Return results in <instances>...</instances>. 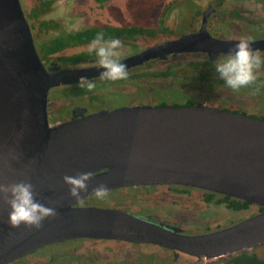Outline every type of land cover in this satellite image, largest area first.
I'll list each match as a JSON object with an SVG mask.
<instances>
[{
    "label": "water",
    "instance_id": "water-1",
    "mask_svg": "<svg viewBox=\"0 0 264 264\" xmlns=\"http://www.w3.org/2000/svg\"><path fill=\"white\" fill-rule=\"evenodd\" d=\"M201 29L143 51L134 63L182 51L227 53ZM263 49L264 40L251 42ZM133 62H126L129 66ZM99 66L51 70L40 58L20 0H0V182L29 180L36 199L57 216L39 230L12 228L0 200V264L72 238H116L154 243L200 259L236 254L264 244V211L225 229L181 235L133 216L78 207L65 175L92 172L88 191L149 184L198 187L264 207V120L211 105H124L51 125L52 88L100 76ZM107 168V171L95 174Z\"/></svg>",
    "mask_w": 264,
    "mask_h": 264
},
{
    "label": "flooded vegetation",
    "instance_id": "flooded-vegetation-1",
    "mask_svg": "<svg viewBox=\"0 0 264 264\" xmlns=\"http://www.w3.org/2000/svg\"><path fill=\"white\" fill-rule=\"evenodd\" d=\"M187 1L194 5V9L188 12V19L185 17ZM159 2L157 12L146 20L140 10L141 3H145V0H20L36 50L51 70L99 66L95 52L89 51L91 41L98 33H103L105 39L118 38L123 42L118 57L123 64L133 62L151 47L184 35L196 34L201 29L210 37L221 41H238L241 37H250L251 42L264 40V0ZM125 27H136L140 31L122 36L117 32L107 35L103 31L106 28ZM85 32V35H81ZM257 50L264 60V48ZM223 54H210L201 50L171 52L126 66L129 74L126 80L110 81L101 79L100 76L89 78L96 85L91 92L79 88L78 82L52 88L47 102L49 123L55 125L76 120L104 109L115 110L124 105H183L187 98L191 99L192 105L217 106L264 120V63L256 71L255 82L239 90L229 88L219 78L215 67L204 79H199L198 74L190 73L187 68L190 62L202 64L211 61L215 66V61L218 58L223 59ZM80 55H84V58L77 62L69 63L66 60ZM172 67H184V70L178 76L170 73L156 75L157 72H166L167 69L172 71ZM157 80L164 82L165 86H155ZM213 80L218 86L226 88L227 93H214L208 84ZM122 84L132 89L121 92L120 87L111 88ZM143 86L152 88V93H142ZM171 86L184 97L177 98L179 103H172L170 99L164 98V91L170 92ZM120 95L125 98L122 102ZM131 95L133 97L130 98ZM139 95L143 98L135 101L134 96ZM151 95H155L156 99L150 98ZM163 98L165 102L162 101ZM205 98H223L229 103V108L208 102ZM105 171L107 168L96 171L95 174ZM108 195L113 198L105 202V199L100 200L88 194L75 206L119 211L168 229H178V234L190 236L219 231L263 212L259 210L261 206L253 203L241 210H232L228 195L182 184L114 187L108 188ZM228 215L234 220H225L224 217ZM217 216L222 219L215 220ZM261 245L264 244L255 247ZM248 250H254V247ZM29 258L30 261H27ZM180 258L186 262L200 260L154 243L82 237L38 248L10 264H177ZM219 259L207 260H214L209 264H215Z\"/></svg>",
    "mask_w": 264,
    "mask_h": 264
},
{
    "label": "clouds",
    "instance_id": "clouds-1",
    "mask_svg": "<svg viewBox=\"0 0 264 264\" xmlns=\"http://www.w3.org/2000/svg\"><path fill=\"white\" fill-rule=\"evenodd\" d=\"M123 42L118 38L105 39L103 33H98L91 41L89 51H94L98 57V65L103 69L101 79L110 81L126 80L128 71L125 64L118 59ZM262 60L259 51L251 46V38L241 37L234 46L223 54V59L215 61V71L225 84L232 90L247 87L257 79L256 71L261 67ZM79 88L91 92L95 83L88 78L80 77ZM92 172L77 173L75 176L65 175L63 182L68 187L69 196L80 201L82 193H86L89 181L93 179ZM92 195L103 200L108 195L105 185L99 184L92 189ZM0 200L8 205V223L12 228L24 225L28 229L39 230L43 221L57 216L54 207H48L36 199L34 185L27 179L17 182H0Z\"/></svg>",
    "mask_w": 264,
    "mask_h": 264
},
{
    "label": "trees",
    "instance_id": "trees-1",
    "mask_svg": "<svg viewBox=\"0 0 264 264\" xmlns=\"http://www.w3.org/2000/svg\"><path fill=\"white\" fill-rule=\"evenodd\" d=\"M104 32H106L107 35L111 34V32H117L120 33V36L128 33L129 35L134 34L137 31H140V29H137L136 27H125V28H106L103 30ZM85 33H81V35H85ZM84 55L88 56V54L83 53ZM84 55H80V56H73L70 59H66L67 61H69V63H73V62H77L78 60H81L84 58ZM174 66V65H173ZM215 66L213 65V63H211V61H206L205 63H196V62H190L187 65V68L189 70V72H194L195 75L198 74V78L199 79H204L205 75H209L210 74V70L213 69ZM184 70V67H182L181 69L178 67H172V71L171 69H167L166 72L165 71H161V72H157L156 75H161V74H169L170 75H175L178 76L179 72ZM201 72V73H200ZM186 106L192 105L191 103V99L187 98L184 101V104ZM228 199L231 201V203L229 204V206H231L232 210H238V209H243L245 207H248L250 204V202L242 200V199H237V198H231L229 196H227ZM259 210H263L264 211V207H259ZM219 263L218 261L215 264H264V259L260 258L253 250H243L240 251L236 254H231L228 255L226 257H222L219 259Z\"/></svg>",
    "mask_w": 264,
    "mask_h": 264
},
{
    "label": "rangeland",
    "instance_id": "rangeland-1",
    "mask_svg": "<svg viewBox=\"0 0 264 264\" xmlns=\"http://www.w3.org/2000/svg\"><path fill=\"white\" fill-rule=\"evenodd\" d=\"M159 0H145V3H141L142 4V6H140V10H141V12H142V14L144 15L143 16V19L145 18L146 20H149L150 19V16L151 15H154L156 12H157V10H158V5H159ZM185 9H186V14H185V17H187V19L189 18L188 17V12L192 9H194V5L191 3V1L190 2H185ZM152 19H153V17H151ZM154 21H157V20H155L154 19ZM211 80V79H210ZM211 87H212V90L214 91V93H221L222 91H227V89L226 88H223L222 86H218V83H216V82H214V80L212 81V82H209L208 83ZM155 86H157V87H159V86H165V83L164 82H162V83H160L158 80L155 82ZM120 87V91L121 92H129L130 90H129V88L130 89H132V87H130V86H126V85H124V84H122V85H120V86H116V87H111V88H114V89H116V88H119ZM169 91L170 92H168V91H164V98H167V100L168 99H170L171 100V102L172 103H179V101L177 100V98L178 97H180V98H183L184 99V97H183V95L181 94L180 95V93L177 91V89L176 88H174L173 86H171V87H169ZM141 90H143V92L142 93H152V88L150 89V88H148V87H146V86H143V89L141 88ZM159 91H161V89H158ZM227 93V92H226ZM198 95V94H197ZM201 95V94H200ZM131 97H133V95H131L130 96V98ZM134 98H136V100L135 101H138V100H141V98H143V96L142 95H139V96H134ZM150 98H152V99H156V97H155V95H151V97ZM164 98L162 99V101H164ZM124 96L123 95H120V102H122V101H124ZM128 99V98H127ZM205 100L206 101H208V102H213V103H215V104H218V105H220L221 107L223 106V107H227V108H229V103H227L226 102V100L225 99H223V98H218V100H216V98L215 99H210V98H205ZM165 102V101H164ZM231 107V106H230ZM131 196V195H130ZM111 198H113V196L111 195V196H109V195H107V197L105 198V202H107L108 201V199H111ZM119 198H121V197H119ZM220 216H223V215H220ZM220 216H217V217H215L214 219L215 220H219V219H222ZM230 216L228 215V216H225L224 217V219L225 220H234L233 218H229ZM252 251V250H251ZM260 258H262V259H264V245H261L260 247H254V250H253ZM171 257L169 256V259H170ZM27 261H30V258L29 259H27ZM211 261V262H210ZM214 260H207V259H200L199 260V262L198 261H192V262H190V261H188V262H186V261H184V259H182V258H180L179 259V262L177 263V264H209V263H212Z\"/></svg>",
    "mask_w": 264,
    "mask_h": 264
}]
</instances>
